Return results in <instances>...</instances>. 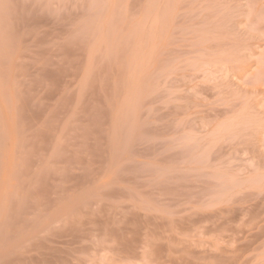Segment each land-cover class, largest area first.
I'll return each instance as SVG.
<instances>
[{
    "label": "rangeland",
    "instance_id": "1",
    "mask_svg": "<svg viewBox=\"0 0 264 264\" xmlns=\"http://www.w3.org/2000/svg\"><path fill=\"white\" fill-rule=\"evenodd\" d=\"M0 264H264V0H0Z\"/></svg>",
    "mask_w": 264,
    "mask_h": 264
}]
</instances>
